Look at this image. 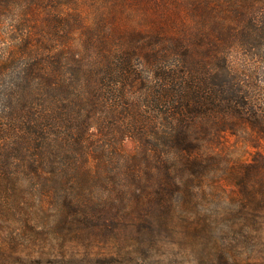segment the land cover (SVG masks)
I'll list each match as a JSON object with an SVG mask.
<instances>
[{
    "label": "trees",
    "instance_id": "obj_1",
    "mask_svg": "<svg viewBox=\"0 0 264 264\" xmlns=\"http://www.w3.org/2000/svg\"><path fill=\"white\" fill-rule=\"evenodd\" d=\"M0 29V189L154 241L227 180L262 240L264 0H0Z\"/></svg>",
    "mask_w": 264,
    "mask_h": 264
},
{
    "label": "rangeland",
    "instance_id": "obj_2",
    "mask_svg": "<svg viewBox=\"0 0 264 264\" xmlns=\"http://www.w3.org/2000/svg\"><path fill=\"white\" fill-rule=\"evenodd\" d=\"M125 148L133 151L136 141L127 139ZM10 171L13 186L19 170ZM10 194L0 189V264H230L226 254L240 258V264H264V233L262 240L246 237L240 226L246 220L245 206L237 199L235 184L227 180L204 190L196 226L178 221L175 230L158 231L154 241L140 232L145 224L132 219H86L76 217L74 208L63 216L59 212L65 206L44 191L12 187L14 197ZM135 249L136 257L130 253Z\"/></svg>",
    "mask_w": 264,
    "mask_h": 264
}]
</instances>
